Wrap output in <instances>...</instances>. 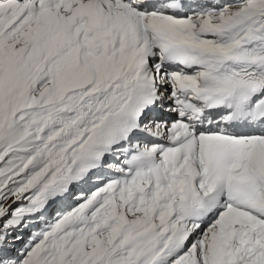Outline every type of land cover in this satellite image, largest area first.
<instances>
[{
	"label": "snow or ice",
	"instance_id": "6c2138e0",
	"mask_svg": "<svg viewBox=\"0 0 264 264\" xmlns=\"http://www.w3.org/2000/svg\"><path fill=\"white\" fill-rule=\"evenodd\" d=\"M0 264H264V0H0Z\"/></svg>",
	"mask_w": 264,
	"mask_h": 264
},
{
	"label": "rangeland",
	"instance_id": "374dc122",
	"mask_svg": "<svg viewBox=\"0 0 264 264\" xmlns=\"http://www.w3.org/2000/svg\"><path fill=\"white\" fill-rule=\"evenodd\" d=\"M25 235V238L27 237V233L24 234Z\"/></svg>",
	"mask_w": 264,
	"mask_h": 264
}]
</instances>
